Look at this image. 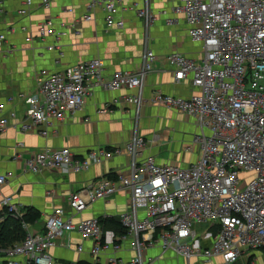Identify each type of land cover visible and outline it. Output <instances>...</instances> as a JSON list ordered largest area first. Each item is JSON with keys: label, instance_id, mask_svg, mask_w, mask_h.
<instances>
[{"label": "built area", "instance_id": "built-area-1", "mask_svg": "<svg viewBox=\"0 0 264 264\" xmlns=\"http://www.w3.org/2000/svg\"><path fill=\"white\" fill-rule=\"evenodd\" d=\"M169 1L173 5L171 17L165 16L166 24L171 25L175 15L181 16L187 36L200 44L201 57L196 61L179 53L167 55L165 62L173 69L175 82L188 80L192 94L184 98L156 93L149 102L193 118L197 133L192 142L200 147L199 160L183 169L157 164L152 156L141 159L147 143L158 136L147 142L133 134L118 151L129 157L128 172L114 180L100 178L72 193L68 210L53 209L43 233H28L21 244L2 249L4 264H20L17 256L29 264H53L50 249L65 233L73 231L93 241L92 256L117 252L118 241L129 237L134 257L122 261L109 256L106 264H148L143 252L156 243L162 252L171 251L186 260L218 259L219 264H236L247 251L264 253V0ZM33 5L34 0H23L18 15H28ZM49 5L50 0H40L42 8ZM95 10L103 13L107 30H122L127 14L141 20L139 70L115 71L105 80L104 63L94 58L60 72H41L36 91L25 97L28 108L19 125L21 131L47 127L52 120L74 115L95 88L135 89L136 95L126 97V102L139 114L144 104V79L156 60L148 46L150 29L157 21L151 0H89L82 20L91 21ZM69 27L74 25L65 28ZM37 34L41 39L53 35L55 43L45 49L62 55L59 41L64 31H54L47 21L38 25ZM5 40L0 34V42ZM25 40L30 42L31 38ZM3 108L0 104V111ZM13 120L14 112L0 116V135ZM115 153L97 149L76 157L67 147L43 148L24 167L31 173L62 169L82 172ZM6 180L0 176V192ZM121 191L129 198L128 210L117 216L123 235L102 233L101 218H75L93 203L107 201ZM2 206L12 215L16 213L10 198H4ZM197 225L207 227L201 236ZM207 240L211 243L205 248L202 241Z\"/></svg>", "mask_w": 264, "mask_h": 264}, {"label": "crops", "instance_id": "crops-1", "mask_svg": "<svg viewBox=\"0 0 264 264\" xmlns=\"http://www.w3.org/2000/svg\"><path fill=\"white\" fill-rule=\"evenodd\" d=\"M88 1L50 0L49 7L42 8L40 0H34L28 15L20 16L17 11L21 9L23 0H0V34L6 37L4 43L0 42V104L4 105L0 116L9 112L15 114L13 124L11 122V126L0 135V176L7 179L0 192V223L8 217L4 212L6 208L2 206L4 198H10L17 209L13 217L23 216L28 209L37 211L40 218L33 224H26V228L22 226L25 236L28 233H43L53 209L61 207L68 210L67 202L72 193L100 178L114 180L118 175L127 173L129 157L118 151L124 148L133 134L137 133L147 142L158 136L157 140L147 143L141 157L152 156L157 164H170L186 169L196 163L201 155L200 147L192 142L197 133L193 118L149 102L156 93L184 98L192 94L188 80L175 82L173 69L165 62L167 55L179 53L196 61L201 57L200 44L187 36L183 19V25L179 23V19L171 25L166 24L165 16L171 17L173 5L169 0H151V10L157 16V21L150 29L148 46L156 60L153 70L144 79V104L139 114H136L133 105L126 102V97L136 95L135 89L108 91L95 88L81 110L74 115H67L62 120H52L47 127L34 126L26 132L20 130L19 125L28 108L25 97L36 91L38 82L43 77L41 72H60L94 58L103 61L105 80L115 71L139 70L143 48L141 20L127 14L124 16L125 25L122 30H107L103 13L99 10L93 12L91 21L82 20ZM67 9H72L73 12L69 13ZM47 21L54 31L65 32L59 41L61 56L56 51L48 52L45 49L55 43L53 35L41 39L37 34L38 25ZM70 24L74 27L66 29ZM26 37H30L31 41L26 42ZM9 49L14 50L6 53ZM187 146H190V151L186 149ZM63 147L69 148L76 157H83L89 151L97 149L116 153L82 172L68 169L39 173L26 171L25 162L35 152L43 148ZM128 208V195L121 191L107 201L93 203L75 218L118 220L117 216ZM115 227L111 229L104 227V223L101 224L102 233L117 236L114 233ZM205 228L207 227H195L200 236ZM210 243V240L202 241L205 248ZM118 244L120 249L117 252L109 250L92 256L90 250L93 241L85 240L73 231L65 233L56 246L50 249L49 255L53 264H106L109 256L122 261L131 260L134 257L131 239L127 237L118 241ZM78 247L82 248L81 252H78ZM2 249L4 248H0V264L5 261ZM143 257L148 264H219L218 259L198 257L186 260L171 251L162 252L157 243L146 249ZM15 259L20 264H29L21 256ZM236 264H264V253L244 252Z\"/></svg>", "mask_w": 264, "mask_h": 264}, {"label": "trees", "instance_id": "trees-1", "mask_svg": "<svg viewBox=\"0 0 264 264\" xmlns=\"http://www.w3.org/2000/svg\"><path fill=\"white\" fill-rule=\"evenodd\" d=\"M4 212L8 217L0 223V248H9L21 243L25 238V233L22 228L23 224H33L40 218V214L32 209H28L20 218L13 217L12 214L7 212V210H4ZM9 216H12L13 218H10ZM103 223L104 227L111 229L113 226H116V232L114 233H116L117 236H121L125 232L124 228L115 218L103 219L101 220V224Z\"/></svg>", "mask_w": 264, "mask_h": 264}, {"label": "rangeland", "instance_id": "rangeland-1", "mask_svg": "<svg viewBox=\"0 0 264 264\" xmlns=\"http://www.w3.org/2000/svg\"><path fill=\"white\" fill-rule=\"evenodd\" d=\"M174 17L176 18V20L173 21L174 23L178 22V19H179V23L183 25V20H182L183 18H181V16L175 15ZM188 151H190V150H188ZM198 226H200V225H197L196 227H198Z\"/></svg>", "mask_w": 264, "mask_h": 264}]
</instances>
